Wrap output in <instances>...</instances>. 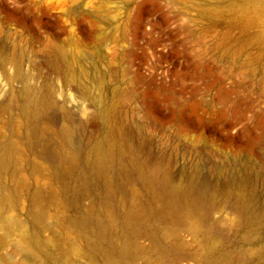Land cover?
<instances>
[{"label":"rangeland","instance_id":"rangeland-1","mask_svg":"<svg viewBox=\"0 0 264 264\" xmlns=\"http://www.w3.org/2000/svg\"><path fill=\"white\" fill-rule=\"evenodd\" d=\"M22 87L47 93L42 122L50 131L77 125L96 140L106 106L123 140L174 179L197 162L214 174L246 166L264 194V0H0V142L18 145L13 182L52 188L47 157L28 144L18 110L7 108L9 92ZM34 159L42 165L28 168ZM19 194L0 214V264H106L74 247L46 259L13 252L32 223L65 242L79 233L69 221L74 207L53 199L34 210ZM93 197L83 192L80 205ZM204 218L221 247L217 259L226 251L228 264H264V228L243 220L238 205L222 201Z\"/></svg>","mask_w":264,"mask_h":264},{"label":"bare ground","instance_id":"bare-ground-1","mask_svg":"<svg viewBox=\"0 0 264 264\" xmlns=\"http://www.w3.org/2000/svg\"><path fill=\"white\" fill-rule=\"evenodd\" d=\"M75 73L77 86L87 90L80 81L83 74ZM49 106L41 87L9 92L7 108L18 110L28 144L47 157L55 186L42 189L13 182L18 145L9 139L0 142V214L26 191L34 210L53 199L74 207L76 213L69 221L79 233L65 242L60 235L41 236L32 223L22 228L12 244L13 252L32 251L46 259L74 247L90 258L102 257L106 264H132L140 254L145 257L137 264H164L166 257L171 264H228L226 251L219 259L215 256L221 247L214 231L205 226L206 211L222 201L233 202L240 207L243 220L264 228V194L246 166L214 174L197 162L176 180L164 164L149 163L138 145L123 140L106 106L99 111L106 129L96 140L82 138L77 125L48 130L42 119ZM41 165L38 159L26 162L30 169ZM83 192L94 193L88 207L80 205ZM36 216L38 212L32 214ZM140 236L149 239L148 245L138 241Z\"/></svg>","mask_w":264,"mask_h":264}]
</instances>
